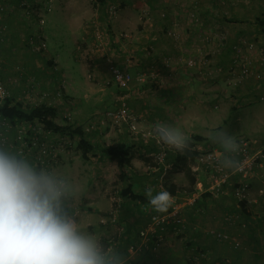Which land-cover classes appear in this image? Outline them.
Returning <instances> with one entry per match:
<instances>
[{
  "label": "crops",
  "instance_id": "0c3cea01",
  "mask_svg": "<svg viewBox=\"0 0 264 264\" xmlns=\"http://www.w3.org/2000/svg\"><path fill=\"white\" fill-rule=\"evenodd\" d=\"M0 2L4 5L9 2L16 6L14 9L12 5H8L6 6L8 12L0 14V27L7 31L4 36L5 42L0 39L2 51L13 50V47L20 43V33L17 32L20 31L21 23L26 32L35 29V24L32 23L34 18L23 16L21 11L17 10L19 6L31 4L34 8L37 7L34 15L43 19L44 14H50L46 26L55 25L57 21L55 19L58 17L63 18L70 31L80 32L79 38L73 33L72 40L74 45L79 43L90 62L80 64L78 79L67 71L57 72V80L62 77L59 86L62 88L63 97L69 102L64 106L70 109L77 108L80 115H84L85 110L92 109L90 116H94L116 108L121 95L125 99L132 117L130 124L138 131L136 136L132 135L129 124L113 128L102 127L100 130H94L96 134L93 135L85 133L88 126L86 123L81 121L71 123L73 127H81L84 140L91 146V151L87 150L86 158L82 159L86 164L79 161L80 151L78 155L71 151L63 154V178L67 191L64 194V201L57 202V209L68 213V216L64 213H61V216L73 224L79 235L84 237L86 234L83 232L92 233L96 238L93 246L97 249L101 241L107 243L105 237H108L105 235L109 236L111 231L105 230L112 226L103 227L100 224L99 212L111 208L110 199L106 197L111 194L112 188L116 189L114 193L118 197L119 210L118 221L114 225L116 233L113 229V234L115 233L114 236L119 241L116 250H113L107 260H103L105 264L114 263L124 254V247L135 239L136 234L132 233V228L144 226L149 219L146 211L153 210V206L149 203L146 191L151 188L152 197L160 193V190H154L156 186H152L151 183L162 180L166 188L174 189V196L178 201H182L185 193L190 194L199 187L207 186L206 174L198 172L194 175L195 184L191 191L184 190L187 181L183 172L177 169L173 162L174 154L179 150L173 146L167 151L164 163L157 164L154 156L160 148L156 144V138L165 135L181 138L183 136L185 142L193 143L194 151L208 145L217 149L224 160L231 153H226L221 147V143L226 140L222 137L221 125L225 122L226 116L230 115V110L236 111L258 101L259 98H263L264 101V67L260 70L259 78L254 77L246 82H237L228 74L233 46L238 40L253 42L264 49V0H226L228 11H224L223 14H218L217 10V14H213L211 9L214 4H218V0H212V3L207 4L203 2L202 5L198 3L199 14L195 15L200 19L201 26L208 30L209 35L223 38L224 44L220 49L201 40H196L195 44L190 41L191 36L196 34L198 26L195 28L190 14H187L191 3L187 4L185 0H171L169 3L147 0L148 14H138L137 19L135 14L130 13L128 7L119 9L118 13L109 14L111 21L107 25L106 34L100 21L104 14L88 11L82 0H0ZM86 20H90V24L87 25ZM42 24L39 25L41 31ZM166 30L173 31L178 39L166 36L164 33ZM106 36L108 38L106 54H109L115 66L131 75V82L125 90H119L113 83L109 65L104 59L105 53L101 51L105 46L103 41H106ZM198 51L207 54L205 58L208 64L188 67L186 57L192 54L199 57ZM9 55V62L10 59L13 60L12 57H16L15 54ZM54 80L49 84L51 89ZM216 109L219 112H216ZM261 112L264 113V108ZM10 138L12 139V136ZM254 142L255 147L263 152L264 141ZM104 147L124 148L131 152L132 167L125 171L127 180L125 183L116 182L119 171L115 166L110 172L97 166L93 167L96 161L110 163L104 153L106 150ZM17 161L33 168L31 157L18 158ZM262 164L264 168V159ZM102 167L104 168L103 165ZM263 168L256 169L255 177L252 179L250 199L252 198L253 203L246 205L249 209L247 213L232 196V187L237 179V176H233L230 185L225 186L224 193L218 198L213 199L206 193L200 194L193 205L183 207L182 228L164 226L157 230L159 247L162 237L163 244L169 242L170 246L175 242L173 236L181 232L180 240L184 243V250L190 246L191 250L196 251L193 260L197 264L220 261L227 258L231 244L226 241L220 242L221 244L215 243L210 233L216 231L229 236L235 235L233 237L238 241V248L241 246L239 236H244L246 242L244 244L254 249L253 254L245 252L242 246L240 249L231 250L234 264H245L249 261L251 264H264V205L254 202L264 173ZM85 178L92 179L90 187H82ZM112 183L118 184L115 185L117 188H114ZM127 184L131 185L133 193L141 196L145 203L140 204L120 195V191ZM162 191H165L163 187ZM227 218L232 220L228 221ZM243 223L247 229L242 227ZM198 251L203 255H196ZM178 252L180 253V250L166 249V254L159 260L166 259L169 261L168 264H183L182 255L180 253L179 257ZM152 254L151 251H144L141 257L133 260V263L147 264L150 259H154Z\"/></svg>",
  "mask_w": 264,
  "mask_h": 264
},
{
  "label": "rangeland",
  "instance_id": "374dc122",
  "mask_svg": "<svg viewBox=\"0 0 264 264\" xmlns=\"http://www.w3.org/2000/svg\"><path fill=\"white\" fill-rule=\"evenodd\" d=\"M83 3H85L84 6L88 11H92L93 13L97 14H104V18L100 19L102 23V28L105 31V34L107 33V25L110 23L111 19L109 17V14H116L118 13L120 8V1L121 0H82ZM187 4L191 3V6L187 10V14H199L198 10V3L200 5L203 4V2L212 3V0H185ZM226 0H218V4H214L211 9L213 10V14H217L216 10L218 11V14H223L224 11H228V7L225 5ZM4 7V10L0 12V14H6L8 12V8L6 6L12 5L11 3L7 2L5 5L1 3ZM19 6V5H18ZM12 7L15 9V5H12ZM11 7V8H12ZM12 8V9H13ZM37 7L29 5L19 6L17 10L23 14L25 17L34 18L32 21L34 26V30L31 32H26L24 29V25L22 23L19 25V30L16 31L17 33H20V43L13 47V50H8V52L2 51L0 49V79L1 82L8 94V100H12L13 103H19L23 106L24 109H30L34 108L40 105H46L49 107H52L56 110L57 115L54 119V122L60 126H72L71 123L75 121H81L86 123L87 125H94L93 130L87 132L90 134H96V131L94 130H100V128H113L110 126V124L105 123L102 124L100 120L103 119L104 114L100 115H94L90 116V113L92 112V109L85 110L84 115H80L78 113L77 108L72 107L71 109L67 106H64V104L69 103L68 99L64 98L62 88L59 86L62 83V77L60 76V80H57V72L60 70L67 71V73H72L76 77L75 79H78L80 76V64H88L90 61L88 59V56L82 52V49L77 43L74 45L72 37L73 33L77 38L80 37V32H76L75 30L70 31L68 28L67 23L63 20V18L58 17L55 19L56 24L52 27H49L48 24V16L50 14H44L43 17H37L35 12V9ZM111 8H114V13L111 11ZM130 9V8H129ZM10 10V7H9ZM48 9H45L47 11ZM148 9L143 11H135L133 9H130L131 14H135L136 19L138 18V14H148ZM46 13V12H45ZM42 18L44 21L42 24L43 30L39 29V25L41 24L39 20ZM87 25L90 24V20H86ZM91 24L93 22L91 21ZM0 39L4 41V36L6 35L7 31L4 30V28L0 27ZM37 35H41L44 38V41L46 43V50L43 51H34L35 46L30 45L29 42L33 40ZM79 41V40H77ZM108 38L106 36V41L104 40V45L107 44ZM1 43V42H0ZM2 44V43H1ZM0 44V46H1ZM21 44V48H19V45ZM62 44V46H60ZM79 46V47H78ZM251 53H254L251 51ZM10 54V55H9ZM15 54L16 57H12L13 60L10 59L9 62V56H13ZM12 64V67H11ZM33 66V67H32ZM11 68L13 71H10ZM33 68V69H31ZM55 79V80H54ZM54 80V86L53 89L49 88V84L53 83ZM222 102V101H221ZM220 103V102H219ZM221 105V104H220ZM219 105V107H220ZM1 108V107H0ZM264 108V101H255L251 104L246 105L243 108L236 109V111L230 110V115L226 116L225 122L221 125L223 134V139L227 138V136H233L235 140L238 138H247L252 141H264V113L261 112V110ZM219 109V108H218ZM216 109V112H219V110ZM73 127V126H72ZM41 128V127H39ZM52 131L51 136L52 138L49 140L50 144H54L55 147H57V160L58 163L52 168H40L35 167L33 165L32 170L37 175H45L49 178H51L54 181V185L59 192V196L57 199V202H63L65 197V192L67 191V186L64 184V159L63 154L66 152L71 151L74 154L79 153V151L82 153V150L78 147V141L79 138L77 136H72L66 131H55L54 129H50ZM5 131V136L7 137V144L4 146H0V150H4L3 153L14 157L15 159L18 158L15 151L11 149L8 144H11L13 139V129H7ZM12 134V135H11ZM39 134L42 135V132L39 130ZM183 135V133H182ZM12 136V139L10 138ZM180 137V136H178ZM183 138V136H182ZM99 147V146H98ZM86 149V148H85ZM103 149H107L104 147ZM86 150L91 151V146L87 148ZM80 162H83V164H86L85 160L83 161L81 156L79 155ZM17 160V159H16ZM92 165V164H91ZM104 166V168L102 167ZM86 166V165H85ZM99 167V169H105L110 172L112 167L114 166L113 162L110 161V163H103L96 161V164L93 165ZM78 170L80 169L77 167ZM263 168V166L261 167ZM264 169V168H263ZM87 180V181H86ZM92 182V179L85 178L84 183L81 184L83 188L90 187ZM253 184V183H252ZM114 188H117L116 184H111ZM152 186H156L154 190H160L159 185H161L165 190V184L162 180H157L151 183ZM111 186V187H112ZM161 187V188H162ZM184 190L189 191L188 185L183 187ZM114 190L111 189V194H109L108 199H110L111 208L110 209H104L101 210L100 213V224L104 226L110 227L105 230V232L111 231V234L105 235L108 238L105 237V241L108 242L110 239H116L117 237L114 236L116 233V225L117 224V212H118V197L114 193ZM166 191V190H165ZM157 212V211H153ZM88 213V212H87ZM157 213H163V212H157ZM115 214V215H114ZM116 217V222L112 223L111 220H113ZM148 224V220L145 222L144 226L140 228H132V233L137 234L140 230L144 229L146 225ZM245 224V223H244ZM248 227H245L247 229ZM113 229L115 230V233L113 234ZM119 226H117V230H119ZM183 230V229H181ZM242 232V231H241ZM85 239L89 240L93 245L96 240L95 237H93L92 233L83 232ZM180 234L181 232L177 233V235L173 238L175 242V246L173 247V244L169 246V242L163 244L164 238L162 237V241L160 242V247L158 246L155 251H152V257L153 260L150 259L147 264H168L169 261H166V259H163L162 261L159 260L160 257H163L164 254H166V249L172 248L173 250H180L181 253V259L184 261L183 264H197L194 260V251L190 249V246L184 250V243L180 240ZM137 236V235H136ZM235 236V235H232ZM244 236H239V240L241 241V246L245 248V252L248 254H253L255 251L254 249L250 248V246L245 245L246 243L244 241ZM136 239V237H135ZM134 239V240H135ZM212 241H214L211 238ZM215 243L221 244L220 242L214 241ZM230 244L228 240H226ZM100 246L97 247L96 251L99 255L100 259L103 260L102 254L104 253L106 244L105 242L101 241ZM181 243V246H180ZM249 245V244H248ZM235 245L231 244V250L240 249L238 248V245L233 247ZM180 247V248H179ZM241 247V248H242ZM125 249V248H124ZM231 250L228 251V256L226 259H221V261L211 262L210 264H230L229 262L234 261L232 257ZM255 250H257L255 248ZM180 253L178 252V256L180 257ZM142 254L134 256L132 259H129L128 261H124L126 259L125 255H122L120 259H116L114 263L111 264H137L133 263V260L141 257ZM108 256L104 257V260H107ZM228 261V262H227ZM104 262V261H103ZM204 262L206 260L204 259ZM105 263V262H104ZM203 262H200L202 264ZM245 264H251L249 263Z\"/></svg>",
  "mask_w": 264,
  "mask_h": 264
},
{
  "label": "built area",
  "instance_id": "2783aa9c",
  "mask_svg": "<svg viewBox=\"0 0 264 264\" xmlns=\"http://www.w3.org/2000/svg\"><path fill=\"white\" fill-rule=\"evenodd\" d=\"M4 10V7L0 3V12ZM114 13V8H111ZM113 15V14H110ZM41 17V16H40ZM190 18L193 20L192 23L197 28L196 34L191 36L190 41L195 44L196 40H201L205 44H213L216 48L220 49L223 46V38H214L209 35L208 30L201 26V21L195 14H190ZM42 24V18L39 20ZM201 26V29H200ZM166 36L178 39V36L171 30H166ZM30 45H34V51L46 50V43L41 35H37L31 42ZM107 46H103L101 51L104 52V59L109 65V72L113 83L119 90H125L130 82L131 75L114 65L112 58L109 54H106ZM251 51L255 52L254 55ZM207 54L205 52L198 51L197 55H190L186 60L188 67H196L198 65H207L208 62L205 58ZM264 67V49L258 47L253 42L240 39L233 46V56L231 60V66L228 69V74L231 78L237 80V82H246L252 78H259L261 68ZM8 99V94L0 79V107L3 106L4 102ZM257 101V100H256ZM258 101H263V98H259ZM119 104L116 108L108 110L104 113V117L101 121L102 124L108 123L112 127H121L124 124H129V129L132 135L136 136L138 131L133 124H130L132 120L131 114L125 104L123 95L118 99ZM41 127V128H39ZM7 129H13L14 137L11 144L8 146L13 149L19 158L31 157L33 165L40 168L52 169L57 163V147L54 144H50L49 140L52 138V131L46 129L45 126L38 120L31 122H17L12 125L5 118L0 117V146L7 144V137L5 131ZM95 129L94 125H88L86 132ZM39 130L42 135L39 134ZM236 142L240 145V151L238 154L233 156L234 161L237 165V170L223 167V156L220 152L208 145L197 148L194 162L190 166L192 174L196 175L198 172H203L208 178L206 188L199 187L190 194L185 193L182 201H178L176 196H171V204L166 212L157 213L152 212L149 215L148 224L142 230H140L133 240L127 247L126 260L132 259L134 256L142 254L144 251H155L159 246V236L157 230H160L164 226H182L184 224L182 218V209L184 206L193 205L200 194H209L213 199L218 198L224 193V188L231 183V178L237 176L236 182L232 187V196L237 202H243L245 205L253 203L252 198L250 199V192L252 190V179L255 177L256 169L263 166L262 160L264 159L263 154L259 151L255 145L256 143L247 138H238ZM156 144L160 150L155 154L154 160L157 164H163L165 156L170 147L165 145L163 141L157 137ZM220 162V164L218 163ZM233 185V184H232ZM162 190V186H158ZM257 195L254 198V202L259 203L261 197L262 204H264V173L260 179V186L257 189ZM187 194V196H186ZM115 215V214H114ZM231 221V218H227ZM112 223L116 222V217L111 220ZM245 228L246 224H242ZM210 234L218 242L228 240L230 244L235 246L238 245V241L235 237L226 235L224 233L212 231ZM118 244V240L110 239L105 247L102 257L109 256L115 246ZM103 257V260H104ZM102 260V264H105Z\"/></svg>",
  "mask_w": 264,
  "mask_h": 264
},
{
  "label": "clouds",
  "instance_id": "9594fccd",
  "mask_svg": "<svg viewBox=\"0 0 264 264\" xmlns=\"http://www.w3.org/2000/svg\"><path fill=\"white\" fill-rule=\"evenodd\" d=\"M160 139L179 151L188 147L184 138L175 135ZM221 147L231 153L222 166L237 170L233 156L240 145L227 136ZM146 195L154 211L166 212L170 207L168 191L152 197L149 188ZM58 196L51 178L0 152V264H102L93 244L58 214Z\"/></svg>",
  "mask_w": 264,
  "mask_h": 264
},
{
  "label": "trees",
  "instance_id": "16d2710c",
  "mask_svg": "<svg viewBox=\"0 0 264 264\" xmlns=\"http://www.w3.org/2000/svg\"><path fill=\"white\" fill-rule=\"evenodd\" d=\"M20 1V0H19ZM147 0H121L120 1V8H130L135 11H143L147 9ZM164 3H169L171 0H160ZM1 3V2H0ZM1 32V31H0ZM57 112L55 109L52 107L46 106V105H40L34 108L30 109H24L22 105L19 103H13L12 100H6L3 104V106L0 108V117L5 118L8 120L12 125H14L17 122H31L34 120H38L41 122L46 129H54L55 131H66L72 136H77L79 138L78 141V147L82 150L81 153V158L85 159L86 158V153H87V148L89 146L87 145V142L84 140V132L82 131L81 127H72V126H60L54 122V119L56 118ZM85 133H87L85 131ZM197 138V137H194ZM197 141V140H195ZM188 147L184 149L183 151H177L174 154V166L179 169L180 171L183 172L184 177L187 181V185L189 188V191H191L193 185L195 184V177L194 174H192L190 170V163L194 162L193 159L196 156V152L193 150V143L192 142H187ZM86 148V149H85ZM105 155L108 157V159L113 162L114 166L117 168L119 171V174L116 176V182H126L125 178V171L128 169H131L132 164L131 161L133 159L131 152L128 149L124 148H116V147H108L105 150ZM263 157H264V150L262 152ZM19 158V157H18ZM17 158V159H18ZM166 158V156H165ZM118 186V184H116ZM171 187V186H170ZM174 188V187H172ZM165 190L168 191L171 196H174L173 190L166 188L165 185ZM120 195L127 197L131 201H135L137 203L143 204L145 201L143 198L132 191V187L130 184H127L125 188H123L120 191ZM263 198V197H261ZM259 199V205L262 204V199ZM240 206L246 210H244L246 213L249 210L245 203L239 202ZM264 205V204H263ZM58 210V214L62 215L61 213H64L65 216H68V213L63 211V210ZM154 210L147 209V214L150 215ZM166 227V226H165ZM176 228H182V226H174ZM138 234V233H137ZM136 234V235H137ZM215 241H217L214 238ZM119 241V240H118ZM218 242V241H217ZM225 242V241H224ZM130 244V243H129ZM128 244V245H129ZM118 245L115 246V250ZM126 247V248H125ZM125 252L123 255L127 256L126 250L128 246H125ZM235 247V246H233ZM236 248V247H235ZM196 253V251H195ZM194 253V254H195ZM196 255H203L202 252H197ZM125 262L127 261L126 259L124 260ZM219 261V260H217ZM221 261V260H220ZM228 262V261H227ZM235 261L229 262L230 264H234ZM206 263V262H204ZM211 262H209L210 264ZM123 264V263H121Z\"/></svg>",
  "mask_w": 264,
  "mask_h": 264
}]
</instances>
